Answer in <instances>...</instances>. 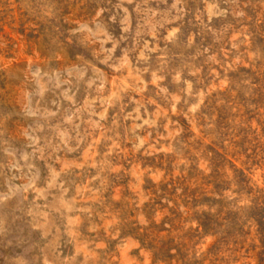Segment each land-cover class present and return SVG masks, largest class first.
Listing matches in <instances>:
<instances>
[{"label":"clouds","instance_id":"obj_1","mask_svg":"<svg viewBox=\"0 0 264 264\" xmlns=\"http://www.w3.org/2000/svg\"><path fill=\"white\" fill-rule=\"evenodd\" d=\"M84 2L0 0L38 41L0 30V264H249L264 0Z\"/></svg>","mask_w":264,"mask_h":264},{"label":"rangeland","instance_id":"obj_2","mask_svg":"<svg viewBox=\"0 0 264 264\" xmlns=\"http://www.w3.org/2000/svg\"><path fill=\"white\" fill-rule=\"evenodd\" d=\"M89 10H90V5L88 3H85L84 0H69V8H68L69 17H78L85 15ZM7 19H8L7 14L0 15V30L9 33L14 41L19 42L21 48L31 47L33 50H35L38 41L29 40L28 36L30 35V33H28L27 24L21 26L18 23L22 19L19 10L17 9L15 13L13 24H9L7 22ZM14 91L15 89L13 88V86L11 84H8L6 86V89L0 90V101L5 103H13ZM224 159L227 160L230 164L240 166L239 161L235 158L234 155L225 156ZM165 190H166V186H165ZM185 192L186 194H191V187L190 186L186 187ZM172 194L173 195L175 194L174 190H172ZM157 203H160V201L157 200ZM249 234L251 233L249 232ZM157 236L159 237V239L165 241V243L160 244L159 247H160V251L165 255H167V248L172 245L171 240L168 239L166 234H163V230L161 233H158ZM261 243H264V240H262ZM247 256L249 259V264H264V253H261L255 247H251L247 250ZM182 259H183L182 255L180 259L170 257V260H174L175 264H181Z\"/></svg>","mask_w":264,"mask_h":264}]
</instances>
